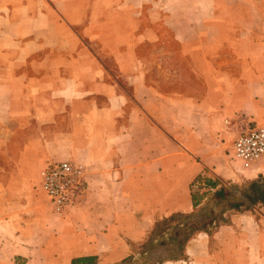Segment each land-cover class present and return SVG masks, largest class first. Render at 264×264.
I'll use <instances>...</instances> for the list:
<instances>
[{"label": "crops", "instance_id": "1", "mask_svg": "<svg viewBox=\"0 0 264 264\" xmlns=\"http://www.w3.org/2000/svg\"><path fill=\"white\" fill-rule=\"evenodd\" d=\"M248 125L264 0H0V264H264V156L233 152ZM60 160L85 169L63 213L41 189ZM181 217L171 255L153 233Z\"/></svg>", "mask_w": 264, "mask_h": 264}, {"label": "built area", "instance_id": "2", "mask_svg": "<svg viewBox=\"0 0 264 264\" xmlns=\"http://www.w3.org/2000/svg\"><path fill=\"white\" fill-rule=\"evenodd\" d=\"M234 155L246 165L264 156V126H251L234 141ZM85 169L70 160L48 163L41 171V189L58 213L76 205L85 192Z\"/></svg>", "mask_w": 264, "mask_h": 264}, {"label": "rangeland", "instance_id": "3", "mask_svg": "<svg viewBox=\"0 0 264 264\" xmlns=\"http://www.w3.org/2000/svg\"><path fill=\"white\" fill-rule=\"evenodd\" d=\"M251 126V125H248ZM247 126V128H248ZM246 128V127H245ZM264 182V179H259V184H262ZM253 184L251 182H245L241 184V188L243 190V193H249L251 196L258 195V192L255 188L252 187ZM262 194L258 195L261 196ZM264 195V194H263ZM257 196V198H258ZM187 218L181 217L180 219L176 220L173 219L169 222L161 224L158 228H156L155 233L157 234L158 238H166L170 242L169 246V254L175 255L179 252L180 246L185 242L186 238L191 234V231L187 228ZM179 228V236H174V233ZM174 238H178L177 242H174ZM163 254H165V251H162ZM162 253H157L155 256H149L146 260L147 263L145 264H157V261H159L162 257Z\"/></svg>", "mask_w": 264, "mask_h": 264}, {"label": "water", "instance_id": "4", "mask_svg": "<svg viewBox=\"0 0 264 264\" xmlns=\"http://www.w3.org/2000/svg\"><path fill=\"white\" fill-rule=\"evenodd\" d=\"M262 187H264V183L262 184Z\"/></svg>", "mask_w": 264, "mask_h": 264}]
</instances>
